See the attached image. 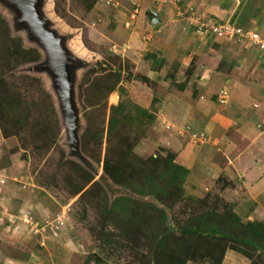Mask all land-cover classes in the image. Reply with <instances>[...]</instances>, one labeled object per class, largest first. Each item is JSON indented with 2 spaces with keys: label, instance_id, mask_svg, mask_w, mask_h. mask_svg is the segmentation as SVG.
I'll return each instance as SVG.
<instances>
[{
  "label": "rangeland",
  "instance_id": "rangeland-1",
  "mask_svg": "<svg viewBox=\"0 0 264 264\" xmlns=\"http://www.w3.org/2000/svg\"><path fill=\"white\" fill-rule=\"evenodd\" d=\"M105 1L40 0L39 3L48 29L62 39L65 52L77 62L72 67L77 156L71 150L54 78L47 69L37 68L45 61L46 53L26 26L16 25L17 12L14 7L0 0V178H13L12 182L18 180V184L32 187V195L42 201L48 212L50 210L55 213V217L52 214L49 220V223L52 220L51 226L55 223L54 218L58 221L57 215H62L65 219L62 226L68 230L66 233L61 232L54 242L56 245L64 243L69 247L67 249L77 243L79 248L74 249V255L80 256H74L75 264H145L140 256H151L152 236L161 235L165 224L170 227L171 231L168 232L171 234L166 235L167 244L161 245L160 249L167 255L173 247L177 248L175 240L185 239L178 227L193 217L192 214H199L210 207L218 214L234 211L241 223L251 221L264 225V212L255 214L256 210L262 211L264 207H259L258 203L251 200V196L257 194L258 201L264 195L263 189L253 191L247 187L246 191L244 183L235 177L228 178L225 172L224 166L228 170L234 167L237 169L239 165L251 166L247 159L238 155L243 150V142L237 136L232 138L241 144L236 146L237 151L234 149L229 152L233 156L225 163L222 155L225 149L212 135L210 137L206 131H199V127L196 129L197 135L191 137L182 136L185 131L179 133L177 137L183 141L182 147L178 148L180 143L163 146L168 134L159 125L154 126L158 114L166 112L161 109L163 106L160 100L172 91L178 94L181 80L185 76L190 77L195 68V59L190 58L188 64L181 67L178 66L177 55L169 62L161 58L158 51H148L147 56L143 57L152 55L151 60H148L150 69H147V63L138 62L134 65L130 54L124 51L119 53L114 50L116 48L113 44L103 41V34H108L113 25L112 22L102 23L99 20L95 6L99 4L101 8L103 3L108 6ZM124 1L128 2L123 4L126 5L129 17L130 2L133 0ZM212 1H218V8L231 10L228 13L234 16L233 19H236L235 15L245 1L252 5L255 2L209 0L208 4ZM161 3L167 5L171 2L161 0ZM132 6L138 12L141 2H133ZM184 6L181 4L180 8L187 9ZM171 9L174 11L172 4ZM212 13L201 11L205 17H211ZM184 21L187 26L191 24ZM128 24L130 27V19ZM186 37L189 38L187 34ZM27 66L31 69L27 70ZM117 68L121 72L120 81L109 87V80L116 77L114 73ZM126 73H131V77H127ZM104 76L106 81H103ZM139 84H146L150 89L149 94L137 90ZM118 102L130 103V119L124 121L121 114L117 115L119 123L109 130L107 118L110 106ZM137 108L147 109L151 116H143L136 111ZM163 121L169 123L162 118ZM122 122L124 125L121 127ZM123 140H128V144L120 143ZM189 146V156L180 160L178 154ZM162 148L171 151L174 162L187 168L193 167L195 171L205 168L198 156L195 157L202 153L204 157L209 156L208 162L216 163L211 165L219 166H216L219 172L207 184L204 183V187H198L194 184V178L191 180L186 176L178 189L167 186L160 191L157 190V185L161 186L154 172L149 182L152 186L148 187L147 177L137 165L156 167L154 161L159 156L162 158L169 155ZM105 158L128 163L125 167L122 165L125 173L121 181L129 186L131 183L132 187L136 185L139 192L131 191L130 187H122L118 181L112 182L102 169ZM133 164L137 170H134ZM6 166L11 167L3 170ZM186 180L190 183L184 186ZM160 202L166 207L164 219H146L147 213L143 206L160 208ZM106 209H110L107 214L104 213ZM21 214L28 213L23 211ZM58 222L60 224L61 219ZM224 225V236H195L189 246L191 258L184 264H259V250L236 240L230 234L231 224ZM65 238H71L72 242L68 240L66 243ZM43 245L50 249L46 239ZM51 259H55L53 264L60 262L57 258ZM153 263L161 261L156 259Z\"/></svg>",
  "mask_w": 264,
  "mask_h": 264
},
{
  "label": "crops",
  "instance_id": "crops-1",
  "mask_svg": "<svg viewBox=\"0 0 264 264\" xmlns=\"http://www.w3.org/2000/svg\"><path fill=\"white\" fill-rule=\"evenodd\" d=\"M136 1L141 2L138 12L133 10L132 6ZM173 1L178 5H185L187 15H200L201 11H208L213 12L212 15L218 19L232 20L234 17L228 13L231 10L218 8V1H212L210 4L209 0ZM105 2L108 6L104 5L105 3L101 8L99 4L95 6V14L99 20L102 23L112 22L113 25L108 34H103V41L113 44L116 48L114 50L119 53L124 51L130 54L134 65L138 62L147 63L146 67L150 69L148 60H151L152 55L149 54L148 59L143 57L148 51H158L161 58L169 62L177 55L178 66L181 67L187 65L190 58L195 59V68L190 77L185 76L181 80L178 94L172 91L160 100L163 106L161 109L166 112L158 114L154 126L159 125L161 130L168 134L163 146L170 147L180 143L177 147H182L183 140L178 139L177 135L182 131H185L182 136L197 135L196 129L199 127V131L204 130L207 136L212 135L219 141L222 149H225L222 155L226 163L229 162V157L233 156L229 152L234 149L237 151L236 146L241 144H237V140L232 138L238 137V140L243 142V150L238 155L247 159L251 166L239 165L237 169L234 167L230 170L224 166L227 177H235L240 183H244L246 191L247 187H250V190L263 189L264 192V52L248 48L242 41L217 39L194 28H188L183 23L184 20L171 9V3L166 5L161 3V0H133L130 2L128 17V11L125 9L128 2ZM235 17V23L264 35V0H255L253 5L245 1ZM137 90L149 94L150 89L146 84H139ZM223 94L226 96L223 97ZM162 118L169 123L161 122ZM187 149L190 150L191 147H186L185 151L178 154L180 160L189 156L190 151ZM195 157L200 159L205 168L195 171L193 167H186L187 178H194V184L204 187V183L207 184L219 172V166L216 165L217 168L211 165L216 163L208 162L209 156L204 157L202 153ZM10 167L6 166L3 170H9ZM6 179L11 181L0 178V264H53L55 259L51 258H57L60 261H57L58 264H75L73 258L74 249L79 248L77 243L67 249L69 247L64 243L59 242V245H56L54 242L61 232L68 230L62 226L65 221L62 215L56 214L61 223L54 218L55 223L51 226L52 220L50 223L49 220L52 214L55 217V213L50 210L48 212L42 201L32 195V187L18 184V180H14V183L13 178ZM189 183L190 181L186 180L184 186ZM256 197L257 194L252 195L251 200L263 208L264 195H261L258 201ZM23 211L29 215H22ZM256 212L255 214H263L264 210ZM44 239L50 249L43 245ZM65 240L66 243L68 240L72 242L71 238ZM79 256L76 255L75 258Z\"/></svg>",
  "mask_w": 264,
  "mask_h": 264
},
{
  "label": "trees",
  "instance_id": "trees-1",
  "mask_svg": "<svg viewBox=\"0 0 264 264\" xmlns=\"http://www.w3.org/2000/svg\"><path fill=\"white\" fill-rule=\"evenodd\" d=\"M119 72V73H118ZM121 72L119 69H116V77L114 79L111 78L109 80L110 86H113L114 84L117 85V82L120 81L121 78ZM127 77H131V73H126ZM106 76H104V80ZM128 104H123L121 102H118L114 106H110L111 110H109L108 118H107V128L110 130L112 127L117 125L119 121L117 120V115L121 114V118L124 121H128L130 119V111L128 110ZM140 114L144 115H149L147 113V109L143 108H137V110ZM151 116V115H149ZM153 119L150 118V120ZM129 123V122H128ZM124 125V122L120 123V126L122 127ZM108 130V131H109ZM108 136V135H107ZM97 142H98V138ZM128 140H123L124 145L128 144ZM126 143V144H125ZM169 155H166L164 157H158L157 160L155 158H152L155 160L154 162L157 164L156 167L152 168H146L145 166L142 165H137L138 169L140 170L141 173H143L144 176L147 177V182L149 183L151 180L150 176L154 172V176L156 180L158 181L159 187L157 185V190H164L167 186H171L172 188L176 187L177 189L182 185L181 182L186 178L188 169L182 165L181 163L174 162L173 161V154L171 151L168 149H163ZM127 166L128 163L122 164L119 163V161H113V160H107L106 158L104 159L103 163V172L106 174V176L113 182H119V184L124 187H130L129 189L131 191H138L136 188V185L132 187V184L130 183V186L126 182H122L121 178L123 177L125 171L122 168ZM133 167L134 164L132 165ZM137 170L135 167L134 170ZM142 175V176H143ZM125 175V179H126ZM141 184V183H140ZM148 187L152 186V183L147 184ZM162 188V189H161ZM175 193V192H173ZM134 202V201H132ZM142 202V201H139ZM138 202V203H139ZM162 205L160 208L156 206H151V207H146L143 206V209L147 213V218H158V220L164 219V209L166 208L162 202H160ZM154 208V209H153ZM110 212V209L104 210V213L107 214ZM194 215L193 217L189 218L186 220L185 224L183 226L178 227V229L181 231V233L184 235L185 239L182 241L175 240L177 243V248L173 247L171 251H168L167 255H164L163 251H161V245L167 244V234H171L170 227L165 224V229L164 231H161V235H154L152 236L151 240V249H150V255L147 256L142 255L140 256L142 259H144L145 264H154L153 260L159 259L161 263L158 264H184L185 261L188 258H191V255L189 253L190 250V245L191 241L195 236H200V235H213V234H220L222 236L225 235L226 231V226L224 225L225 223H230L231 230L230 234L236 240L240 242H244L254 248H257L259 250V253L261 255L260 261L258 262L259 264H264V232L262 231V228H264L263 223L258 222V223H252L251 221H246L244 223H241L239 221V218L236 216L234 211L229 210L224 211L220 214L215 212L211 207L207 208L205 211L200 212L199 214H192ZM224 217V218H223ZM143 218V220H146ZM165 234V235H164ZM166 262V263H162ZM157 264V263H156Z\"/></svg>",
  "mask_w": 264,
  "mask_h": 264
},
{
  "label": "water",
  "instance_id": "water-1",
  "mask_svg": "<svg viewBox=\"0 0 264 264\" xmlns=\"http://www.w3.org/2000/svg\"><path fill=\"white\" fill-rule=\"evenodd\" d=\"M4 1L16 10V25L26 26L30 35L39 41L46 53L45 61L40 63L37 68L47 69L54 78L63 109L66 131L71 141V150L78 156L75 132L76 110L72 95V67L77 65V62L65 52L62 47V39L48 29V24L39 9L40 0ZM26 69L30 70L31 67L27 66Z\"/></svg>",
  "mask_w": 264,
  "mask_h": 264
},
{
  "label": "built area",
  "instance_id": "built-area-1",
  "mask_svg": "<svg viewBox=\"0 0 264 264\" xmlns=\"http://www.w3.org/2000/svg\"><path fill=\"white\" fill-rule=\"evenodd\" d=\"M168 1L173 5L175 14L189 21L191 24L188 26L196 31L217 39L242 41L246 47L256 48L264 52V38L256 30L239 25L231 19H218L214 15H211V17L187 15L185 9L180 8L176 1ZM225 96L223 94V97Z\"/></svg>",
  "mask_w": 264,
  "mask_h": 264
},
{
  "label": "clouds",
  "instance_id": "clouds-1",
  "mask_svg": "<svg viewBox=\"0 0 264 264\" xmlns=\"http://www.w3.org/2000/svg\"><path fill=\"white\" fill-rule=\"evenodd\" d=\"M240 25V24H239ZM244 27H247V26H244ZM248 28H250V27H248Z\"/></svg>",
  "mask_w": 264,
  "mask_h": 264
}]
</instances>
